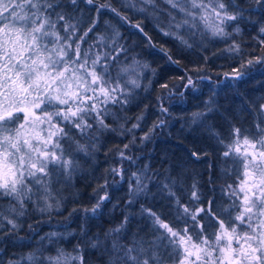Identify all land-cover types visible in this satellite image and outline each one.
I'll return each instance as SVG.
<instances>
[{
	"label": "snow or ice",
	"instance_id": "1",
	"mask_svg": "<svg viewBox=\"0 0 264 264\" xmlns=\"http://www.w3.org/2000/svg\"><path fill=\"white\" fill-rule=\"evenodd\" d=\"M117 3L118 7L112 0H0V245L14 237L27 241L30 249L7 264H90L97 253L104 264H264V103L249 109L250 127L231 121L226 133L207 127L216 155L208 169L218 168L225 179L219 185L220 197H205L199 181L193 179L187 199L182 200L174 191L178 180L171 175L156 183L159 173L149 165L134 172L122 166L124 161L135 163L126 150L136 145V130H143L146 118L141 112L126 127L131 119L126 109L138 91L151 86V80L143 84L145 73L155 78L158 70L120 31L130 25L143 37L147 54L162 57L169 66L181 68L185 54L199 55V64L189 61L192 67L182 69L180 85L160 83L166 92L156 98L158 117L139 137L143 144L166 126L165 117L171 113L165 101L174 95L182 98L184 92L178 88L194 91L197 81L211 79L200 75L210 59L202 54L209 43L226 45L220 54L235 61L232 70L223 73L225 79L242 80L248 75L245 69L264 67V24L258 26L253 43L238 39L245 20L257 14L264 19V0ZM126 13L148 21L160 37L173 43L175 53L155 42L145 30L147 25L132 22ZM205 109L191 113L192 125L206 124L213 111L211 99ZM106 134L131 139L123 148L116 147L121 166L106 170L103 182L93 189L95 203L69 213V217L83 213L85 222L77 231L65 226L64 231L43 234L27 223L29 235L20 236L30 216L47 217L37 219V224H51L70 199L76 200L78 193L66 194V190L84 171L82 161L95 163ZM190 155L199 161L211 154ZM109 176L113 184L117 177L127 183L128 208L150 194V184L167 192L174 219H162L141 205V213L151 221V238L132 234L129 239V213L103 236L92 235L87 221L100 216L111 201ZM209 183L215 193L213 175ZM5 251L0 246V254Z\"/></svg>",
	"mask_w": 264,
	"mask_h": 264
},
{
	"label": "trees",
	"instance_id": "2",
	"mask_svg": "<svg viewBox=\"0 0 264 264\" xmlns=\"http://www.w3.org/2000/svg\"><path fill=\"white\" fill-rule=\"evenodd\" d=\"M112 2L118 7L117 0H112ZM85 11L87 12V9ZM126 14L130 16L132 22H142L147 25L145 30L148 31L153 40L172 48L175 53L176 49L173 43L168 41L167 38L160 37L148 21H141V18L132 16L130 13ZM102 19L110 20L113 24L116 23L111 16H104ZM262 24H264V19L258 14L252 15L250 19L245 20L240 25L243 34L238 39L253 43L252 38L256 36L258 26ZM120 31L125 41L130 45L133 47L139 45L136 52L142 53L152 67L158 70L155 78L150 73H145L146 79L143 84L147 85L148 81L151 80V86L147 91H138L136 99L126 109L127 116L131 118L125 125L126 127H130L132 123H135L136 115L141 112L146 113V118L142 122L143 130H136V145L132 146L130 150H126L127 154L136 158L135 163L124 161L122 166L128 172H134L147 164L154 172L159 173L155 180L156 183L171 175L178 180V185L174 191L182 200L187 199L193 179L199 181L201 191L205 194V197L215 195L219 199V185L224 183L225 179L220 177L218 168L208 169V164L215 162L216 155L213 148L215 141L209 139L206 129L208 126H214L219 131L226 133L229 121L242 128L251 126L253 117L249 109H254L256 105L264 103V67L256 66L252 69H245L248 75L242 80L225 79L223 73L230 72L235 61L229 59L226 55L220 54V50L226 45L209 43L207 51L202 54L209 56L210 59L204 72L200 75H207L211 79L197 81V88L194 91L178 88L177 91L184 92L183 97L174 95L170 101H165V106L169 108L171 113V116L165 117L166 126L157 129L152 134L150 141L141 144L139 137L151 127L158 117L159 104L156 98L166 92V90L160 88V83L167 82L170 87L173 84L180 85L179 77L183 75L182 69L192 67L189 61H195L199 64L200 60L197 54H185V58L181 62V68L169 66L162 57L147 54L149 50L146 49L143 37L130 25L121 27ZM214 52L217 53L219 58L212 55ZM188 75H192L193 79L196 80L193 73L189 72ZM210 99L213 111L209 113L206 124L203 126L192 125L190 123L191 113L206 110V102ZM130 139V135L106 134L103 136L99 151L95 155V163L91 160L82 161L84 171L75 177L74 187L66 190V194L72 191L77 192L76 200L70 199L66 203L62 215L55 216L51 224H37V219L46 220L47 217L30 216L19 235L25 237L29 235L27 223H32L33 227L39 228L41 234L52 230L64 231L65 226H67L68 231H77L78 226L85 222V217L83 213H74L69 217V213L73 208L91 207L95 203L93 189L97 186V183L103 182L102 177L107 174L106 170L109 167L121 166L118 163L119 157L116 155L115 149L117 146L123 148V145L128 143ZM200 151H207L211 155L206 160L199 161L190 155L191 152ZM210 175H213L216 181L215 193L211 192L213 185L209 183ZM108 179L110 183L108 193L111 201L102 209L100 216L87 221L86 227L92 235L100 234L103 236L105 231L120 223L125 213H129L131 214L127 233L129 239H131L132 234L151 238V221L146 214L141 213V205L161 214L162 219L167 221L174 219V206L167 192L161 191L150 184V194L147 197H141L136 204L128 208L126 206V200L128 199L127 183L121 182L118 177L114 184L111 176ZM12 240L13 242L0 245L6 249L3 254H0V264H7L9 259H14L17 255L30 250L27 247V241H15L14 237ZM34 244L33 241V246ZM90 264H104V257L99 253L94 254L90 257Z\"/></svg>",
	"mask_w": 264,
	"mask_h": 264
}]
</instances>
